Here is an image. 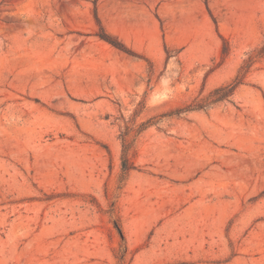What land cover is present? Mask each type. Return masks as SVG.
<instances>
[{"label":"rangeland","instance_id":"374dc122","mask_svg":"<svg viewBox=\"0 0 264 264\" xmlns=\"http://www.w3.org/2000/svg\"><path fill=\"white\" fill-rule=\"evenodd\" d=\"M263 44L264 0H0V264H264V56L173 115Z\"/></svg>","mask_w":264,"mask_h":264},{"label":"trees","instance_id":"16d2710c","mask_svg":"<svg viewBox=\"0 0 264 264\" xmlns=\"http://www.w3.org/2000/svg\"><path fill=\"white\" fill-rule=\"evenodd\" d=\"M262 56H264V44L262 45V47L260 48V50L256 55L249 56L247 60L244 61V63L238 70L235 78L230 84L213 90L212 92L209 93L206 99L200 100L199 102H196L192 106H189L185 109L176 110L175 112H173V115H179L183 112H188L191 110H204L210 105L212 106L222 101H226L229 97H231L236 87L242 84L243 78L247 74L250 67L255 63L257 59L261 58ZM129 169L130 168L128 167L127 160L122 159V170L126 172ZM114 228L117 230L118 233H120L117 224H114ZM118 259H121V256H119Z\"/></svg>","mask_w":264,"mask_h":264}]
</instances>
